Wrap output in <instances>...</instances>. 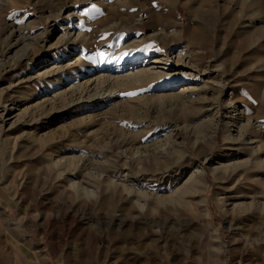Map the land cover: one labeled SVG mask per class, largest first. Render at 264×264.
Here are the masks:
<instances>
[{
	"label": "rangeland",
	"instance_id": "374dc122",
	"mask_svg": "<svg viewBox=\"0 0 264 264\" xmlns=\"http://www.w3.org/2000/svg\"><path fill=\"white\" fill-rule=\"evenodd\" d=\"M239 1L0 0V264H264V0Z\"/></svg>",
	"mask_w": 264,
	"mask_h": 264
},
{
	"label": "bare ground",
	"instance_id": "6f19581e",
	"mask_svg": "<svg viewBox=\"0 0 264 264\" xmlns=\"http://www.w3.org/2000/svg\"><path fill=\"white\" fill-rule=\"evenodd\" d=\"M229 1H232V0H229ZM261 1V0H260ZM174 3H176V1H173V4ZM239 4H240V10H241V12L245 9L244 8V1L243 0H240L239 2H238ZM250 3V2H249ZM259 13H260V11H259ZM249 16V18H248V20L250 19V14L248 15ZM247 16V17H248ZM264 16V15H263ZM263 16L261 15V18H263ZM260 17V16H259ZM255 18V17H254ZM245 27H250V25H245ZM180 31H181V29H180ZM179 31V32H180ZM177 35V34H176ZM179 35V34H178ZM83 42V41H82ZM73 49V46H71L70 44H67L66 46H65V52H68V51H70V50H72ZM128 49H126V51H125V53L127 52V53H129L128 51H127ZM124 54V53H123ZM135 55V53L133 54V53H131L130 55H128V59L130 58V57H133ZM126 58H127V56H126ZM123 59V57L122 58H120V60H122ZM152 62V61H151ZM154 62H157V61H154ZM71 67V66H70ZM89 70H90V63L87 61V60H85V61H83V62H81L80 64H77V65H74L73 67H71L70 68V70L69 71H67V69L66 68H64V69H62L61 67H59V68H54V69H52V70H49L47 73H46V80L47 81H45L44 82V84H45V86L46 87H48V86H51V85H53V83H55V82H57V83H60L61 82V80L62 79H65L66 77H72V78H74V79H78L81 75H83V74H85V73H87V72H89ZM161 74V73H160ZM163 75H167L166 73H163ZM165 77V76H164ZM88 87V86H87ZM191 89H187V87H186V89L184 88V89H182V90H186V92H189V91H193L194 89H195V87H190ZM181 91V90H180ZM75 91H73V90H71V91H69L68 93H70V95H72V93H74ZM117 94L116 93H109L107 96H109V98L112 96H116ZM187 96V95H186ZM75 104V103H74ZM74 104H72V105H74ZM5 110V109H4ZM67 131V130H66ZM69 132V131H68ZM68 132H66V133H68ZM74 134V133H73ZM76 135V134H75ZM74 135V136H75ZM117 163V162H116ZM115 162H113V160L111 161V163H110V165H109V167H108V171H110L111 172V170H116V168H117V164H116ZM107 168V167H106ZM105 168V169H106ZM165 169V168H164ZM250 241H252L253 242V245H254V252H260V251H263L264 252V231L263 232H259V233H257L255 236H253L252 234H251V240ZM255 264V263H254Z\"/></svg>",
	"mask_w": 264,
	"mask_h": 264
},
{
	"label": "snow or ice",
	"instance_id": "6c2138e0",
	"mask_svg": "<svg viewBox=\"0 0 264 264\" xmlns=\"http://www.w3.org/2000/svg\"><path fill=\"white\" fill-rule=\"evenodd\" d=\"M131 93H129V94H126V95H130Z\"/></svg>",
	"mask_w": 264,
	"mask_h": 264
}]
</instances>
